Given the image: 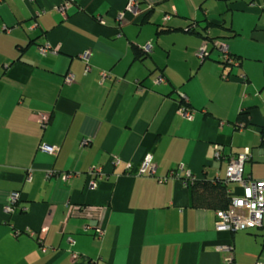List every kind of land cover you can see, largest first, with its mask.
I'll list each match as a JSON object with an SVG mask.
<instances>
[{"label":"crops","instance_id":"obj_1","mask_svg":"<svg viewBox=\"0 0 264 264\" xmlns=\"http://www.w3.org/2000/svg\"><path fill=\"white\" fill-rule=\"evenodd\" d=\"M137 1L141 13L121 21L130 0H0V264H225L227 244L236 264L264 259V221L219 231L216 211L193 207L185 183L188 172L224 178L228 157L246 150L244 176L264 179V0ZM192 19L239 66L224 68L211 44L202 59L204 36L184 30ZM148 154L155 173L136 174ZM92 165L105 173L96 190ZM68 171L79 174L62 180Z\"/></svg>","mask_w":264,"mask_h":264},{"label":"built area","instance_id":"obj_2","mask_svg":"<svg viewBox=\"0 0 264 264\" xmlns=\"http://www.w3.org/2000/svg\"><path fill=\"white\" fill-rule=\"evenodd\" d=\"M66 5L64 4L62 7H59V10L65 12ZM141 13V9L139 7L137 0H130V2L126 5L125 9L118 14V19L121 21L129 20L130 17L138 15ZM130 16V17H129ZM170 16L167 15L166 18ZM218 46L220 50L225 54L226 58L230 57V51L228 48V44L226 42H218ZM40 51L43 54L48 52L46 46L39 47ZM145 50H150L151 45H146L144 47ZM206 53L205 46L200 47L199 55L203 57ZM90 51L85 50L81 57L87 63V70L90 69L88 64ZM233 60V59H232ZM103 76H106V72H102ZM75 80V76L72 73H69L64 78V83L70 84ZM164 80L163 76L157 77V82H162ZM181 97L185 100H188V97L181 93ZM181 113L186 116L187 118L193 117V111L185 108L184 106L180 107ZM49 120V116L47 114L41 115V122L42 125L45 126ZM40 148L43 151H46L51 154H56L59 150V146L50 145L47 143H43ZM215 153L218 158L222 157V150L220 146H215ZM251 157L250 151L246 150L245 152L239 153L237 155H230L228 157V164L226 167L225 173V181L226 182H236L239 187L237 190L232 191V198L231 204L227 209H218L216 210V222L215 226L217 230H228V231H237V230H245L254 227L261 226L264 221V179H255V178H246L244 176V165L245 162L248 161ZM118 158H114L117 160ZM128 167H131L129 165ZM156 170V164L153 162L152 154H148L145 156L140 168L136 172V174H154ZM132 172V171H131ZM48 176L52 174H56L53 171L47 172ZM79 173L76 171L72 172H62L58 173L64 181H70L74 176L78 175ZM87 175L89 177L88 185L90 189L96 190L98 189L99 185L102 183L104 178V171L102 167L92 165L87 170ZM176 175V171H171L168 176L158 177V180L163 182L166 181L170 176ZM30 178V177H29ZM185 183L189 185L190 182L194 180L193 175L188 172L187 176L185 177ZM231 192V191H230ZM20 199L19 192L15 191L12 192L8 198V202L4 205V210L8 213L14 212L17 209V202ZM24 208V209H23ZM23 210L25 207L23 206ZM42 231L44 232L45 229L43 228ZM105 232V229L99 225L96 228V235L101 237ZM32 236H37V233L34 231H30ZM220 249L225 250L227 252L226 257L224 258L225 264H236L234 261V253L232 245H222ZM255 264H264V259L259 257L256 260Z\"/></svg>","mask_w":264,"mask_h":264},{"label":"trees","instance_id":"obj_3","mask_svg":"<svg viewBox=\"0 0 264 264\" xmlns=\"http://www.w3.org/2000/svg\"><path fill=\"white\" fill-rule=\"evenodd\" d=\"M208 29H209V25L201 26L200 21L195 20V19L194 20L192 19V21L184 28V30L187 32L199 33L204 36L205 40L200 45V47L205 46L206 53L203 55V57L200 56L199 55L200 47H199L198 55L202 59H205V58L210 57L213 49H217L220 53L219 60L221 63H223L224 68L231 69L233 66H239L240 61L238 60H240V58L236 56L234 57L231 54L229 58H226L225 54L220 50L218 46V42H224V41L218 39V37L210 36L207 33ZM161 30H170V28L162 26L161 29L158 30V32ZM209 44L212 45V48H213L212 50L209 49L208 47ZM134 49H135V58L138 60H143L147 55H149V52L151 51V50H144V48H140V47H136ZM227 71H225L224 69L223 73L221 74L223 79H227L229 77V72ZM178 101H179L180 107L184 106L185 108L192 110L185 105V103H188V100H185L183 97H181V93H179ZM262 133H263V144H264V128L262 129ZM188 186L191 189L192 206L195 208H208V209H213L216 211L218 209H227L231 204V198H232L231 194L232 193L230 192L228 182H226L224 178H217V179H205V178L196 179L195 178L192 182L189 183ZM251 229L253 228L246 229V230H251ZM37 238L40 239L39 233H37Z\"/></svg>","mask_w":264,"mask_h":264},{"label":"rangeland","instance_id":"obj_4","mask_svg":"<svg viewBox=\"0 0 264 264\" xmlns=\"http://www.w3.org/2000/svg\"><path fill=\"white\" fill-rule=\"evenodd\" d=\"M246 167H247V169H246V171H245V173L244 174H247L248 173V163L246 164ZM246 176V175H245ZM231 184H234L235 182H230ZM236 185H237V183H235ZM235 184L233 185V186H235ZM246 230V229H245ZM244 230V231H245ZM233 253H234V250L232 251Z\"/></svg>","mask_w":264,"mask_h":264}]
</instances>
